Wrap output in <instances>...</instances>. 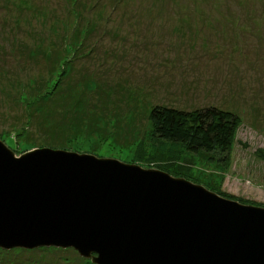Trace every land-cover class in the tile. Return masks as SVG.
Here are the masks:
<instances>
[{
  "label": "rangeland",
  "instance_id": "374dc122",
  "mask_svg": "<svg viewBox=\"0 0 264 264\" xmlns=\"http://www.w3.org/2000/svg\"><path fill=\"white\" fill-rule=\"evenodd\" d=\"M156 105L233 112L224 164L153 135ZM0 140L16 155L159 168L264 207V0H0ZM0 264L96 263L37 246L0 247Z\"/></svg>",
  "mask_w": 264,
  "mask_h": 264
},
{
  "label": "water",
  "instance_id": "95a60500",
  "mask_svg": "<svg viewBox=\"0 0 264 264\" xmlns=\"http://www.w3.org/2000/svg\"><path fill=\"white\" fill-rule=\"evenodd\" d=\"M96 264H264V207L154 167L0 140V247Z\"/></svg>",
  "mask_w": 264,
  "mask_h": 264
},
{
  "label": "trees",
  "instance_id": "16d2710c",
  "mask_svg": "<svg viewBox=\"0 0 264 264\" xmlns=\"http://www.w3.org/2000/svg\"><path fill=\"white\" fill-rule=\"evenodd\" d=\"M149 121L153 135L180 144L190 153L218 166L223 165L228 156L239 122L233 112L214 105L192 110L156 105L150 110Z\"/></svg>",
  "mask_w": 264,
  "mask_h": 264
}]
</instances>
